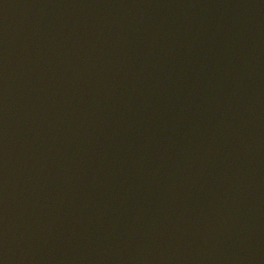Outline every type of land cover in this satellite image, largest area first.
I'll use <instances>...</instances> for the list:
<instances>
[{
    "label": "water",
    "instance_id": "water-1",
    "mask_svg": "<svg viewBox=\"0 0 264 264\" xmlns=\"http://www.w3.org/2000/svg\"><path fill=\"white\" fill-rule=\"evenodd\" d=\"M0 264H264V0H0Z\"/></svg>",
    "mask_w": 264,
    "mask_h": 264
}]
</instances>
